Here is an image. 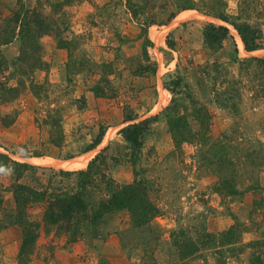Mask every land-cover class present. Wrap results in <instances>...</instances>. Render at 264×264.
<instances>
[{
  "label": "rangeland",
  "instance_id": "1",
  "mask_svg": "<svg viewBox=\"0 0 264 264\" xmlns=\"http://www.w3.org/2000/svg\"><path fill=\"white\" fill-rule=\"evenodd\" d=\"M38 1L48 0H7L0 7V35L10 33V19L21 4L34 9ZM49 1L51 5L57 3ZM148 1L159 7L170 0ZM82 2L73 0L58 13L46 7L44 14L58 22L61 33L41 39L47 69L18 74L20 68L28 66L11 65L20 56L18 40L12 43L10 59L0 50V63L4 62L0 66V153L44 168L37 175L46 182L53 174L50 168L85 169L112 137L105 134L98 150L84 153L100 126H120L134 111L143 118L137 122L151 121L136 166L124 163L113 167L109 161L102 169L123 185L145 182L160 215L153 219L151 232L134 230L127 234L125 231L132 228L131 218L123 211L97 224L82 219L78 235L73 236L72 232L44 225L42 203L30 204L25 215L18 214L12 193L15 180L3 169L0 230L18 225L21 246L13 261L5 258L1 248L0 264H218L220 260L225 264H253L260 255L258 245L264 242V68L257 61L264 58V49L244 51L235 29L209 13L184 11L169 21L175 10L172 5L147 9L139 16L140 21L147 22L153 15L157 20L152 26L157 46L148 48L149 63H158L156 74H152L142 67L148 65L143 59V28L135 22L139 39H130L127 34L133 35L128 28L133 19L126 0H110L104 6L91 2L92 7ZM202 3L205 10H221L264 35V0ZM208 23L229 26L232 37L222 47L206 45L203 29ZM163 25L166 27L158 28ZM170 34L174 50L167 46ZM48 37L65 50L59 60L61 71L50 72L51 65L45 59L49 43L43 40ZM161 38H165L163 47ZM140 39L139 48L136 44ZM179 76L182 90L173 96L166 88ZM19 78L25 82L24 90L13 99H5L3 89L18 87ZM173 99L177 105L169 113ZM86 108L95 112L85 115ZM171 115L180 118L192 138L180 151L173 140ZM206 119L207 125H202ZM117 143L114 140L110 144L108 155H117ZM26 149L31 157L28 160L23 158ZM35 153L42 157H35ZM87 155V164L77 163ZM20 183L41 188L31 174ZM95 185L98 188H90L87 197L93 206L105 196V185L100 180ZM17 220L30 223L31 242L22 256L25 231ZM235 224L251 230L241 237V243L220 249L217 244L207 247L210 237ZM84 239L90 245L89 252L76 254V243Z\"/></svg>",
  "mask_w": 264,
  "mask_h": 264
},
{
  "label": "trees",
  "instance_id": "2",
  "mask_svg": "<svg viewBox=\"0 0 264 264\" xmlns=\"http://www.w3.org/2000/svg\"><path fill=\"white\" fill-rule=\"evenodd\" d=\"M72 1L57 0V3L54 5H51V1L49 0L45 3L38 1L37 7L34 9L27 8L24 4H21L19 10L14 13L10 19L13 27L9 34L3 33L0 35V44L1 46H7L17 40L20 42V56L11 65L17 66L18 63H21L28 64V66L26 69L24 67L20 68L17 72L18 74L27 75L39 67H46L47 69L48 64L42 59L43 46L41 39L45 36L59 35L60 32L58 22L53 21L51 16L44 14L46 7L49 6L53 9V12L58 13L66 6L71 5ZM126 2L127 9L133 21L144 30L143 59L144 62H148V65H142V67L144 70L152 72V74H156L158 63L156 61L152 64L149 63L151 57L148 52V47L154 46V44L149 39L148 33L150 27L157 24V20L156 16L153 15L147 22L143 23L140 21L139 16L147 9H165L167 5H172L175 10L170 14L169 21L174 20L184 11L209 13L207 15H212V17L221 20L235 29L234 32L239 37L244 51L255 52L264 49V43L262 41L264 35L261 30L247 23L237 22L221 10L218 13L205 10L202 0H170L166 6L161 5L159 7H156V5L151 6L148 0L139 2L126 0ZM171 36L170 34L167 38V46L171 50H174L175 43L170 40ZM231 37V29L227 25L208 23L203 29V39L208 46L222 47L224 42ZM60 42L62 43L63 41L60 40ZM60 46L61 48H67L66 46ZM257 61L264 68V58L257 59ZM3 63L1 61L0 66ZM17 83L18 87H22L21 90H18V87H5L3 89L6 96L5 99H13L17 96L18 92L21 93L24 90V80L19 78ZM169 85L170 87L166 89L173 96H176L177 92L182 90V77L179 76L172 79ZM2 88H4V85ZM173 102L174 107L168 109L169 113H172V110L177 105L175 99H173ZM138 118V115L125 116V122L131 123L120 130L124 144L117 143V155H108L107 152L111 149L109 146L99 152L85 169L80 168L81 170L77 171H56L50 168L53 174L46 182H43L40 176L37 175V172L41 169L45 170L44 168L34 166L28 162L14 160L8 154L0 153V169L10 171L15 180L12 193L18 214L25 215L30 204L42 203L45 209L43 217L44 225L47 227L55 226L59 230H65L66 233L72 232V235L75 236L78 235V229H80L79 224L82 219L88 220L89 224H97L99 222L102 223L109 215L125 211L129 214L132 224V228L125 231L127 234L132 233L134 230L151 232L152 221L160 215V210L151 198L149 186L145 182L138 180L132 184H120L110 176L108 171L102 169L109 161H112L113 167L124 163H129L133 167L136 166L144 147L145 136L150 131L151 123L149 120L136 122ZM180 121V118L176 119L172 115L169 120L175 147L178 151L181 150L184 143L192 140L189 136L190 133L185 131ZM201 124L207 125V119L203 123L201 122ZM106 131L107 126L101 125L95 140L85 149L84 153L97 149L103 142ZM119 148L124 150H120ZM35 157H42V155L35 153ZM23 158H31L28 149L24 151ZM70 158L72 157H69L67 160ZM28 174H31L37 181V184L41 187L40 189L20 183V180ZM56 177L60 179L56 180ZM96 180H100L105 185V196L97 206H93L87 197L90 188H98L95 185ZM17 221L25 231V239L20 253L22 256V254H26L27 246L31 242L29 239L31 232L27 229L30 223L28 224L24 220ZM249 233H251V230L247 225L235 224L229 230L210 237V241L206 245L212 248L217 244L218 249L234 246L241 243V237ZM258 247L261 249L259 251L260 255L256 259L254 258L253 264H264L262 260V257L264 258V242L259 243ZM218 264L225 263L223 260H220Z\"/></svg>",
  "mask_w": 264,
  "mask_h": 264
},
{
  "label": "crops",
  "instance_id": "3",
  "mask_svg": "<svg viewBox=\"0 0 264 264\" xmlns=\"http://www.w3.org/2000/svg\"><path fill=\"white\" fill-rule=\"evenodd\" d=\"M82 1H83L82 2L83 5H86L87 4L89 7H92L91 6V2L96 3L99 6H104L110 0H91V2L89 0H82ZM5 2H7V0H0V7H4L3 4ZM27 8H30L29 5L27 6ZM181 13H183V12H181ZM129 16H130V19H131V15L130 14H129ZM174 20H172V21H174ZM163 27H166V26H164V25L163 26H158V28H163ZM128 28H129V31H132L133 32L132 33L133 35H130L131 33H129L127 31V34L129 36V38L130 39H133V40L139 39V36H140V35H138V33H139V27H136V24H135L134 21L131 22L129 20ZM149 39L153 42V44H155V47H156L157 44L155 43L154 39H152V27L149 30ZM141 41H142L141 39L138 40L137 41V44H136L139 48H140L141 43H142ZM43 42H46V43L48 42L49 43V47L47 46L48 47L47 48L48 51H47V56H46L45 59L51 65L50 66V72L61 71L62 70V67H63L62 66L63 64H62V62H59V60H60V57L61 58L64 57V51L65 50L59 49L54 43H52V41L50 42V38L49 37L48 38H45L43 40ZM128 45H130V44H127V47H129ZM162 45H165V38L164 39L161 38V40H160V46H162ZM12 48H13L12 44L7 45L5 47H1L0 46V50H2V53L5 54V56H7V59H10V57H12V55L9 54V52L12 51ZM118 109L122 111V109H120V108H118ZM85 110H87V113H84L85 115L86 114H93V112H95V110L92 109V108H86ZM131 112H132V114L130 113L131 115H138L134 111H131ZM138 117H139V115H138ZM142 119L143 118L139 117L136 120V122L139 121V120H142ZM130 123L131 122H125V120H124L123 123L120 126H117V127L116 126L113 127V126H109L108 125L107 126L106 135L108 133H111L112 134V137L108 141V143L105 146H103L101 149L104 150V149L108 148L110 146V144L114 140L119 141V143L124 144L123 138L120 135V130H121V128L123 126L129 125ZM106 135L104 136L105 138L103 139V142L101 143V145L104 144V141L106 139ZM95 150H98V148L95 149ZM95 150H92V151H89V152H86V153L91 154V153L95 152ZM111 150H112V148L109 149L107 153H109ZM83 155L84 154H82V156ZM96 155H97V153H95V155H93V158ZM26 160H28V159H26ZM0 170H3V169H0ZM114 174H115V172H114ZM10 204H11L10 207H12L14 205V202H12ZM20 246H21V229H20V227L18 225L15 224V225H13L11 227L9 226L8 228H5L3 230H0V250H1V248H3V250H4L3 255L5 256L6 259L9 257V260H12V261L15 260L17 254L19 253ZM75 247H76V254H84V253L89 252V250H90V245L87 244V241L85 239L84 240H81L80 242H77L76 245H75ZM75 256L78 259V255H75Z\"/></svg>",
  "mask_w": 264,
  "mask_h": 264
},
{
  "label": "bare ground",
  "instance_id": "4",
  "mask_svg": "<svg viewBox=\"0 0 264 264\" xmlns=\"http://www.w3.org/2000/svg\"><path fill=\"white\" fill-rule=\"evenodd\" d=\"M185 12H186V11H185ZM193 13H195V12H193ZM181 15H182V13H181ZM237 37H238V36H237ZM238 41H239V43H240V45H241V41L239 40V38H238ZM89 158H90L89 155H87V158H86V159H84V160H82V161H77V163H80V165L87 164Z\"/></svg>",
  "mask_w": 264,
  "mask_h": 264
}]
</instances>
